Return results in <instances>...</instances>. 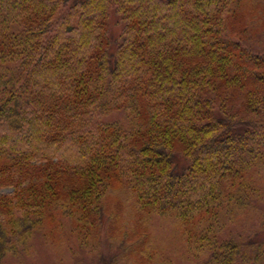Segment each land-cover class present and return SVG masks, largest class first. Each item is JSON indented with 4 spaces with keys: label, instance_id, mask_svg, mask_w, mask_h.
Here are the masks:
<instances>
[{
    "label": "trees",
    "instance_id": "obj_1",
    "mask_svg": "<svg viewBox=\"0 0 264 264\" xmlns=\"http://www.w3.org/2000/svg\"><path fill=\"white\" fill-rule=\"evenodd\" d=\"M158 216L264 264V0H0V264L105 232L153 264Z\"/></svg>",
    "mask_w": 264,
    "mask_h": 264
},
{
    "label": "rangeland",
    "instance_id": "obj_2",
    "mask_svg": "<svg viewBox=\"0 0 264 264\" xmlns=\"http://www.w3.org/2000/svg\"><path fill=\"white\" fill-rule=\"evenodd\" d=\"M118 32L119 29L116 28V33ZM68 236L71 237V249L50 247L39 239L30 254L22 257L10 255L5 262L6 264H113L114 259L123 251L108 239L106 232L101 239V246L91 251L82 248L72 234ZM152 236L157 249L153 253V264H199L198 260L188 253L180 232L170 219L156 217Z\"/></svg>",
    "mask_w": 264,
    "mask_h": 264
}]
</instances>
